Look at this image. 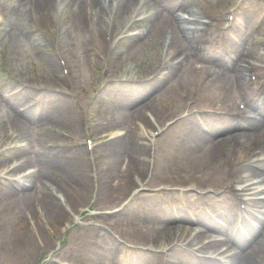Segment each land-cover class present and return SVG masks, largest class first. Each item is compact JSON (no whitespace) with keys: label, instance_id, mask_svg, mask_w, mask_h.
Here are the masks:
<instances>
[{"label":"bare ground","instance_id":"6f19581e","mask_svg":"<svg viewBox=\"0 0 264 264\" xmlns=\"http://www.w3.org/2000/svg\"><path fill=\"white\" fill-rule=\"evenodd\" d=\"M35 2L36 7L40 12L45 13L43 15V21L48 24L51 21V9L56 5L54 0H35ZM134 2L136 5H139V2H141L143 8L153 11L154 14L152 15L153 18L151 17L152 19L149 20V24L143 29V32L130 39V44L128 48H126L128 57L131 58L136 56L135 54L139 52L142 45L147 44V42L155 38V41L160 43V46H163L169 55L184 56V58L176 63V65L163 77L156 79L155 85H153L155 87L154 90L160 91L163 89L165 94L170 97V102L180 105L181 101L179 98L187 96L192 88L198 89L201 85L207 84L212 91H216L217 96L215 98L216 101L219 102V107H228L229 109L227 110L231 112V117L233 119H226L224 123L214 126L212 123H209L212 120L209 117H214V114H205L203 121H206L207 126L211 127L213 130H203L204 128H200L196 117L191 119V115L179 119V122H176L173 126L177 127L180 123L184 122L185 132L183 134L184 140L180 141L181 149L179 148V150L169 151V156L162 165L157 164V162H152V143L146 140L142 132L138 133L134 129H131L127 130L122 135L117 134L116 136L107 139L103 144H98L92 154L95 156V175L97 176L98 190H100L101 186H106V190H109L108 199L114 200L120 196L126 195V197H128L134 193L135 188L140 184L156 185L154 179L158 178L159 181L170 184L169 187L163 186L157 189L158 193L163 194L167 190L172 191L176 190V187H180L174 186V184L178 182V177L174 176L173 173L179 174L182 171L192 172L189 179V181H191V186H185L182 189H179L189 197L193 195L192 192H194L196 188L200 189V187H205L207 185H213V187H216L214 186V177H205L198 173L202 169L210 166L214 161H219L220 156L223 153L222 151L229 143L226 133L239 130L243 133L240 134L242 138H239L241 145H239L236 149L237 152L235 153L237 155V157L235 156V159L239 158L240 161V166L235 168L236 172H245L241 175L243 181H245V177L248 181L259 178V184L251 188H248L247 186V190L252 191L253 188L261 187V194H264V103L258 98H253V96H255L254 89H252L250 81H248L246 77V72L249 71L248 66L244 63L238 62L235 65H229L227 59L223 58V60H218L222 61L218 62L222 65L218 73H209V76L205 75V73L208 72H202L200 69L197 68V70L190 66L191 63L187 62L189 59L188 53L190 47L194 54H196L197 51L200 52L198 56L202 55V50H199V48L203 47V49H207V46H204L202 43L203 38L199 34L198 27L194 26L188 19L180 16L176 12L179 7L183 8L184 11H197L193 8H189L192 2L191 0H184L181 3L179 0H134ZM134 2L133 0H122L119 9V17H124L128 8ZM66 5L71 7L72 10L77 9L76 15L71 21V26L74 28H77L80 24V18L82 15L81 10L79 9L80 6L86 8V6L89 5L93 9L92 16L95 38L101 45H103V16L105 14L107 16V13L109 14V7L112 6V0H69ZM84 11L85 9L83 10V13ZM161 11H167L168 14L164 15ZM252 18L253 17H251V20ZM166 41H168V44H166ZM254 41L255 39L253 38L245 40L239 38V49L244 50L246 48L247 50H253L255 45ZM262 48L264 49V43ZM49 61L55 70L52 81L61 86L62 81L58 74L57 66L52 60ZM125 68L126 67H124V70H126ZM152 90L153 89L151 88L147 89L146 87H140L132 97L123 95L119 102L120 105L122 104L126 106L127 111L116 122L112 123L114 129L121 126L130 127L132 124L136 125L138 122H143L147 128L152 127V124L142 113V108L147 106L148 108H146L149 109L156 103V97ZM257 90H261V88H257ZM30 94L31 90L23 89L21 96H28ZM191 94L192 93H189V95ZM235 94H238L241 97L243 96L247 103H251L256 107L259 110V118H242V114L236 113L237 108L232 100ZM46 103L47 102L45 101L41 107V112H50L51 116H55V119L66 124L67 127L73 130L78 129V119L75 117L71 105L64 104L61 106L62 110H59L60 107L52 108ZM49 107L51 110H49ZM218 109L219 108H215L214 110ZM54 113L57 114L55 115ZM19 115L22 114L17 112L16 115H14L15 119L12 116L7 117L8 120L6 121V125L10 124V127L18 130L20 132L19 139H21L24 138L28 127H26V124L22 120H16ZM27 116L31 118L34 116V113L30 112ZM162 118L163 116H159V120ZM57 136L60 137L61 135L57 133ZM66 148L68 149L67 146ZM63 149L64 148H59L57 149V152L48 150L46 153L48 154V164L41 166V163L39 162V164H36L38 167L36 171L25 174L20 178H12V173L15 174L16 171L26 166L25 163L32 161L33 158L31 155H26L25 160L16 164L11 170L0 173L1 203H4V200L14 202L28 201L32 204L38 203L39 205L37 207H41V212L44 213V219L48 221L50 225L54 226L56 228L55 230H60L61 223L63 224L67 218H72L70 214L71 212L69 213V211H77L78 203L84 202L86 199H91L90 196L93 194L95 181L92 175L90 154L83 150L82 147H75V149L71 147V154L69 155L64 154L65 152ZM182 149L185 152H183ZM251 157H258V159L248 166L246 165V160ZM222 159H224V155L222 156ZM45 166H51V169H49V167L46 168ZM217 168L219 170L222 168L220 162L217 164ZM53 171H57V173L64 177L61 181L56 180L55 182L60 193L55 188L46 185L48 180L41 179V176H46L47 178L48 174ZM159 172H162V175H160ZM67 178L74 181L72 188L70 185H68V187L65 186L64 181ZM179 182L181 184L187 183L185 180H180ZM57 193L62 194L63 199L61 198L62 196L60 195L59 197ZM137 194L149 196L145 193ZM242 194L247 195L246 193ZM226 197H223L221 204L228 207L226 217L230 219L232 215L230 207L233 206V203H231L233 200L230 198V202ZM95 200L98 201V195H95ZM152 202L159 208V211L155 212L151 217L155 219L152 223L157 224V226L154 229L141 228L140 230H135L138 233L135 232L138 237L137 245H145L159 249L168 247L170 250L168 251L169 263L167 264H171L170 262L177 258L181 263L192 264L190 260L186 261L184 259V256L186 255L178 254L172 249L174 247L170 246L171 242H173V239L175 238V240L180 241L184 236L185 238H188V240L184 239V241L194 243L195 240H199L202 244L207 235L200 232L187 234V236L184 232L178 234V232L173 230L172 223H174L175 219L170 208L162 206L158 200H152ZM261 203L262 210L259 212ZM222 205L217 206V210L220 213H224L223 211L225 210ZM212 207L215 208L214 205H212ZM251 208L256 209L257 211V222L254 228L251 229L250 238H241L237 234L230 236L232 231L228 232V236H230V239L238 242L244 247L251 240L258 239L257 245L251 247L253 248V251L250 253H233L231 257H228V264H264V199L253 202ZM196 209L200 211L198 205ZM76 211L74 213H76ZM125 212L126 208L121 212L118 210L117 214H125ZM179 213L182 219H188L185 213ZM250 213L251 215H254L252 212ZM100 215L105 216L109 214L103 213ZM164 224H166V226ZM210 225L213 229H221L211 220ZM94 227L95 229L100 228L105 231L103 236L105 241L109 244L115 246L119 245V242L117 241L119 239L116 238L115 234H112L111 232H108V230L99 226ZM32 228L33 226L31 224H29V226L21 227L22 233L27 235V238H24L22 241L29 242L30 239H33L32 235L34 232ZM20 235L21 231L12 240L15 244L19 240ZM217 244H219L217 240L212 241L210 239L209 244H202L200 247L201 249L216 251L218 250ZM222 244L225 243L223 242ZM130 254L132 257L131 262L133 264H148L159 256L155 252H149L148 249L142 251L140 249H135L132 250ZM191 260L194 261L193 259ZM194 262L198 264V261ZM207 263L217 264L213 261H208Z\"/></svg>","mask_w":264,"mask_h":264},{"label":"rangeland","instance_id":"374dc122","mask_svg":"<svg viewBox=\"0 0 264 264\" xmlns=\"http://www.w3.org/2000/svg\"><path fill=\"white\" fill-rule=\"evenodd\" d=\"M67 1L63 0L60 6L62 10V33L59 44L70 68L68 83L62 74L53 47L40 35L39 31L35 30V26L36 29L41 27L52 36L54 6L50 13L51 21L46 24L41 21V15L38 13L36 7L31 4V0H0V12H3L7 16L8 21H10L9 25L0 26V151H3L0 154V167L7 161L9 162L17 157L25 156L27 153L32 155L33 160L25 163L26 168H38L36 165L37 161L41 163V166L48 164V154H46L48 150L57 152V149L64 148V154L67 155L71 154V147L74 149L75 147H82L83 150H86L84 144L85 136L80 125V108L77 102L87 107L88 102L92 98L93 91L102 84L100 71L103 61L101 62L97 58V55L92 51L86 39L85 16L83 13L84 6H80L79 8L82 14L80 24L77 28H74L71 26V21L74 19L77 9L72 10L71 7H68L66 5ZM192 4L195 6L194 9L200 10L206 8L211 13H216L217 15L222 14L232 6L236 8L241 6L239 12L243 20L242 32L248 30L250 32L248 38L255 39L256 45H254L253 50H247L245 48V50L239 51L238 48L237 62L245 64L244 57L246 56H252L253 58H259L264 61V51H261L262 41H264L262 40V35H264V0H192ZM133 5L134 3L128 8L127 15ZM145 11L150 12L147 8H145ZM161 12L164 15L168 14L166 11ZM178 13L179 15L190 14L184 11L183 8L181 10L179 9ZM103 17L104 27L106 15ZM251 17H253L252 20ZM147 24H149V21H144L138 24L133 30L141 31ZM155 40L156 38L151 39L147 44L142 45L139 52L135 54L136 56L130 58L128 57V53H126V48L130 44V38H126L117 49L111 64H108L106 74L108 71V76H114L115 74L121 75L125 72L124 67H126L127 72L125 74L138 77L148 76L158 66L160 59L163 58L162 52L160 53V43H157ZM205 44L210 46L207 41ZM196 59L201 60L197 56ZM49 60H52L57 66V71L62 81L61 86L57 87V84H54L52 81L55 71ZM9 73H13L17 78L32 86V93L30 95L23 96L22 98L18 96L11 98L13 110L11 109V103L9 104L8 99H4V96L7 95L9 90L11 91L21 85L16 84V81L10 77ZM205 75L209 76L210 74L205 73ZM246 77L248 80L247 72ZM109 78V80H112V83L88 107L90 121L97 124L94 133L96 135L114 130V125H109L110 123L107 119L111 120L112 116L118 117L117 112L122 116L127 111L126 106L120 105L118 99L122 97L123 91L131 93L134 91V89L129 87L121 88L117 86L113 83L114 80L112 77ZM153 85L145 86L147 89H153L152 92H154L156 97V103L150 109L158 114V116H166L171 112L177 111L175 109L177 107L176 104L170 102L171 99L165 94L164 90H154L155 87ZM205 85L207 93L215 99L217 96L216 91H212L207 84ZM39 98H42V101L31 109L35 110V116L32 120L29 117L17 116L16 120H23L26 127H28L24 138L19 139L20 132L10 127V124L6 125L7 117L12 116L15 119L14 114H16L15 110L17 106ZM45 101L52 108L60 107L59 110H62L61 106L64 104L71 105L74 110L73 113L78 119V129L73 130L67 127L66 124L55 119V116H51L50 112H41L40 109ZM146 107L142 108L143 114ZM180 107L182 112L184 110L183 105ZM49 110H51L50 107ZM54 114L56 115L57 113ZM203 124L205 123H200L199 125L203 126ZM52 125L62 127L65 130H73L72 132L77 134L80 140L78 138H67L63 135L58 137L57 132L45 128V126L49 127ZM128 129H134L140 133L139 128L135 124H132ZM184 132L183 122L170 131V133L161 137L163 148L166 146L165 150L181 149L180 141L184 140ZM242 133L239 130L226 133L229 143L222 151L223 153L219 161H214L198 174L204 175L205 177H215L217 175L221 177L223 171L220 172L218 170L217 164L222 162L223 155H231L236 150L234 148L241 145L239 138H242L240 136ZM104 141L100 142L103 143ZM22 144H25V148H18ZM63 145L68 146V149ZM183 152L185 151L183 150ZM163 158L164 152L159 151L155 154L156 160H162ZM45 167L51 169V166ZM184 172L182 171L179 174L178 181L184 180L187 177L190 179L192 172ZM62 178L64 177L57 173V171L49 173L47 178L46 176H41V179H46L53 184H55L56 180L61 181ZM64 182L66 187L74 184V181L70 178H67ZM176 186L178 185L176 184ZM105 187L101 186L99 192L105 189ZM154 199L159 200L157 198ZM88 201L86 199V201L78 203V207L85 205ZM104 203L107 206L113 207L118 204H122L118 206L126 205V212L125 214H119L120 217H132L135 215V212H139L142 216L148 215L152 217L156 209L154 203L148 197L137 199L133 196L126 197L125 195L114 200H109L107 197ZM38 205V203L32 204L28 201L14 202L4 200V203L0 201V264H59L55 261V258L69 260L71 264H122L125 261V264H133L131 262L132 259L129 258L130 252L135 250V245L141 248L145 247V245H137V231L120 229V232H116L113 230L125 247H114V251L111 249L114 252L113 255L110 257L105 256L103 249L93 242V239L96 238L100 244L105 245L106 242L103 236L105 231L100 228L95 229L93 226H84L83 222L86 223L85 219H79V223L73 224L70 218H67L63 224L61 223L60 230L57 231L54 226L50 225L44 219V213L41 212V207H37ZM120 217L116 218V220H119ZM109 222L110 224H105L104 228L112 230L114 222L107 221L106 223ZM29 224L33 226V239L29 240L28 245H23L22 240L27 238V235L22 233L21 227L29 226ZM177 226L178 223L173 224V227H176V232H178ZM20 231L21 235L19 240L16 245H12V240ZM227 243L230 242L227 241ZM128 244L130 247L126 246ZM235 246L239 247L238 245ZM250 247L251 244L245 248L248 250ZM124 258H126L125 261L123 260ZM157 262L158 260L156 259L154 262L148 264H157Z\"/></svg>","mask_w":264,"mask_h":264}]
</instances>
